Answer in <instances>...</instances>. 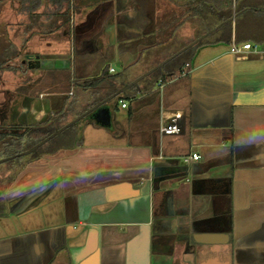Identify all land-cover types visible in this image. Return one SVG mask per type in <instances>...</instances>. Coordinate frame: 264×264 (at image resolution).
<instances>
[{
	"label": "crops",
	"instance_id": "1",
	"mask_svg": "<svg viewBox=\"0 0 264 264\" xmlns=\"http://www.w3.org/2000/svg\"><path fill=\"white\" fill-rule=\"evenodd\" d=\"M244 1L264 4L242 0L243 7ZM104 2L93 35L112 18L122 39L106 42L97 77L108 65L114 76L134 63L141 71L99 89L77 87L95 77L70 72V79L56 80L39 120L63 110V128L169 62L130 89L136 94H123L63 132V146L31 161L22 182L8 178L0 264H264V23L252 24L243 9L217 27L206 22L207 31L177 53L157 42L132 50L133 35L145 41L157 33L152 23L130 10L134 0ZM186 9V18L199 16ZM122 15L129 25L119 24ZM238 22L243 35L255 37L243 44L255 43L257 51L234 55L235 41L220 42L226 25L235 35ZM81 57L80 71L94 65L91 54ZM59 61L53 68L66 69L68 60L61 67ZM161 70L164 80L155 75ZM177 116L181 133L164 134ZM194 154L201 158L189 160Z\"/></svg>",
	"mask_w": 264,
	"mask_h": 264
},
{
	"label": "rangeland",
	"instance_id": "2",
	"mask_svg": "<svg viewBox=\"0 0 264 264\" xmlns=\"http://www.w3.org/2000/svg\"><path fill=\"white\" fill-rule=\"evenodd\" d=\"M57 2H60V5ZM57 2L55 3L54 0H0V49L17 47L19 50V48L21 49L22 47L24 55H40L41 60H43L45 64L44 69L46 70L45 73L43 71H30L27 66L21 64L24 57L23 55L11 63V66H23L22 72L24 71V73L15 71L14 69H7L8 64L4 65L3 69L0 71V81L2 83H10L14 86L11 85L12 87L10 89L0 86V112L5 111V109L9 110L13 106L21 105L22 98L15 90L21 85L25 87L23 88L24 92L30 93L31 95L34 94L36 90L42 92L45 91L43 85L46 86L50 83L47 74V71H49L48 66L50 64V59L61 60L59 61L60 63H58L59 66L65 64L66 62H63V60L67 59V67L70 65L69 70L73 76L79 74L88 76L89 74L96 78L101 70H103L101 61L102 57L98 55L105 52V47L107 48L108 45L106 42L112 39L115 46L117 45L116 41L122 39V35L117 36V33L115 32L114 19L112 20V18L108 21V24L105 25V27L101 28V32H99L97 36L93 35L94 33H97L96 31L100 28L98 20L102 17L103 13L107 11L106 8L105 10L102 9L105 4L104 0H73L71 2L57 0ZM183 5L184 4L181 3L180 0L178 2L176 0H134L130 10L133 12L137 11L143 16L146 15V17L149 18L148 21L153 25L152 29L157 33L152 35L151 38L144 37L145 41L136 40L137 37L133 35V43L130 45L132 46L131 49L136 50L137 47L140 48L144 46V43L146 45L150 44V47H152V44L157 42L162 44L168 43L165 47H170L173 50L172 52L177 53L180 51L181 47L191 44L194 40L198 39L199 36L204 34V32L207 31L206 22L201 19L200 16H193V19H189L191 16L186 19H181L177 23L170 24L169 29H163L173 21V18L181 17L184 13H188V10L184 8ZM68 7H73L77 10L70 26H63L62 28L60 26L62 22H59L58 20L59 17L67 11ZM125 11H127V8L122 9V14H124ZM32 17H35L33 23L31 22ZM35 20L36 23L34 24ZM118 20L122 27L123 24L129 25L130 22L129 18L124 15H122L120 19L118 17ZM138 21H140V23L137 27L142 29L145 28L146 25L143 24L146 21H142V19ZM32 24L33 26L29 28ZM252 44L255 47V43ZM121 49H124V47ZM58 51L64 52L57 53ZM83 51L94 57V65L90 68L82 66L80 71L76 68V65H79ZM66 52H68V54H66ZM134 58L136 57L133 55V61L135 60ZM174 62H176V65H173L171 67L172 69L176 68L179 63L177 60ZM120 63L121 62L117 63V69H120ZM110 67L111 66L108 65V68ZM144 68H148V66H145ZM6 69L8 71H5ZM140 71L141 69L138 67L137 63L130 65L125 69L121 81L124 82L125 79L127 82L130 81V79L139 74ZM110 73L114 74L115 71L110 68ZM41 76L44 78V82L42 85H38L37 82ZM123 82H121V84H123ZM137 92L138 90H129L124 96L136 94ZM41 105L42 104L38 102L34 105V111L29 117L31 121L35 118V112L42 108L43 105ZM120 106L122 107V105ZM57 107L59 109L61 108L60 103L57 104ZM89 119V117L84 118V120L78 123L79 126L88 123ZM9 148L11 149L12 147ZM11 164L12 162H8L0 165V170H2L0 171V174L4 175V179H7L6 177L9 176L6 174V169ZM20 174L10 181L13 184L14 182H22L23 179L19 180ZM0 187V192H4V186H2L1 183Z\"/></svg>",
	"mask_w": 264,
	"mask_h": 264
},
{
	"label": "flooded vegetation",
	"instance_id": "3",
	"mask_svg": "<svg viewBox=\"0 0 264 264\" xmlns=\"http://www.w3.org/2000/svg\"><path fill=\"white\" fill-rule=\"evenodd\" d=\"M24 50L21 47V49L17 47H6L4 49H0V71L3 69L4 65L8 64L7 69H14L15 71L22 72V67L27 66V68L30 71L34 72H46L44 69L45 64L43 60H41V56L37 54H26L24 55ZM37 52V51H36ZM23 53V54H22ZM44 54V53H41ZM23 57V60L20 66H11V63H13L15 60H17L21 56ZM28 57H34V60L30 61L27 59ZM6 58V59H5ZM49 71H47L48 74V85H43L45 91H37L34 92V94L25 93L23 88L24 86H19L15 90L17 91V94L21 96L22 103L20 106L16 105L11 107L9 110L5 109V111L0 112V161L6 158L15 157L22 153L31 151L33 148H35L37 145L42 143L43 141L50 138L52 135L50 134V130L52 126L56 122V111L49 112L45 114L44 118L42 120L38 119L39 111H36L35 118L31 121L29 117L31 116V113L34 111V105L38 102L41 103L43 106L46 105L48 98L51 94H54L56 92V80L58 79V72L60 71V74L63 73L62 79L67 80L69 74L68 67L65 65L64 67L66 69L63 70V67H61L59 70L57 68H53V59L49 60ZM5 71H8V70ZM24 73V71L22 72ZM21 73V74H22ZM61 76V75H60ZM1 80V79H0ZM1 82V81H0ZM44 82V78L41 76L38 79V85H42ZM12 84H8L6 82H1L0 86L6 89H10ZM41 105V106H42ZM42 106V107H43ZM52 139L49 141L44 147L40 148L36 152L32 153L31 155L17 158L12 162L10 166L6 169L7 179H4V175L0 174V183L2 186H4V190L7 188L6 182L11 178L13 179L18 174L22 173L26 166L31 163V161L38 160L41 156H47L48 152L46 151L47 147H49L48 151L52 147H50L53 143ZM13 145V146H12ZM18 147V148H27L25 151H19L17 154L8 155L9 154V147ZM16 148H13L14 150ZM17 150V149H16ZM8 163V162H7ZM6 164V163H5ZM3 169V168H2ZM2 171V170H0ZM9 178V179H8ZM1 188V187H0Z\"/></svg>",
	"mask_w": 264,
	"mask_h": 264
},
{
	"label": "trees",
	"instance_id": "4",
	"mask_svg": "<svg viewBox=\"0 0 264 264\" xmlns=\"http://www.w3.org/2000/svg\"><path fill=\"white\" fill-rule=\"evenodd\" d=\"M61 1H63V0H61ZM64 1H66V0H64ZM176 1L178 2L179 0H176ZM187 2L185 5H183V7L189 8V10L193 11L196 15L199 14L201 19H203L207 23L210 22L212 24V25L210 24L212 27H217V26L223 24L224 22L230 20L233 17L235 12L240 13L241 11H243V9L245 10L244 11V18L250 19L252 24L261 23V25H263L262 23H264V13H263L264 4L263 3L244 1V7H243L242 0H188ZM58 4L60 5V3H58ZM197 8H199L200 12L197 10ZM76 10H77L76 8L68 7L67 11L59 17L58 21L62 22L61 23L62 25H60L61 27L67 26V25L70 26V24L72 23V20L74 18V15L76 13ZM204 12H208V15H206L207 17H205L203 15ZM209 15H210V18H208ZM34 19H35V17L31 18L32 23H33ZM181 19H186V16L183 15L181 17H175V19L173 20V23H177ZM35 23H36V20H35L34 24ZM32 26H33V24L30 25L29 28H31ZM226 29H228L227 37L220 40V42L232 44V42L235 41V43H237L238 45H241V44L246 43L247 41L253 40L255 38L253 36V34H250V32H244V35H243V33H241L240 29H239V22L237 24V29H236L235 35L232 33V23H228L226 25ZM222 32H223V30H222ZM234 36H235V39H234ZM201 45H203V43ZM69 68H68V70H69ZM124 72L118 73L114 76V75L110 74V68H107L102 72L100 77H96V78H93L90 80H85L84 82L83 81L79 82L76 84V86L80 87V88H84V89H86V88L99 89L103 84L114 86L115 84H118L119 82H121V78H122ZM155 75L157 76V78L159 80L165 79V75L162 73V70L155 73ZM67 76L69 79L71 78L70 74H67ZM62 77H64L63 73L60 74V72H59L58 78L62 79ZM119 100H120V98L117 99V101H119ZM62 112H63V110L60 112H57V114H56V122L50 130L51 135H53L56 131H58L62 127L61 123H59V118H61L63 116V115H61V114H63ZM65 136H66L65 133H63L61 136L55 138L53 140L52 145L50 146V147H52L51 150L48 151L49 147H47L46 151L48 153H51L52 151H54L53 145L63 146ZM78 143H79V140H77V144ZM12 146H10V147H12ZM13 148H16V147H12L11 149H9V151H8L9 156L12 155V153L17 154L19 151H25L27 149V148L23 149L22 147L21 148L17 147L16 148L17 150L16 149L14 150ZM58 148H59V146H58ZM6 205H7V203L3 200V193L0 192V218L6 216V214H8V208Z\"/></svg>",
	"mask_w": 264,
	"mask_h": 264
},
{
	"label": "water",
	"instance_id": "5",
	"mask_svg": "<svg viewBox=\"0 0 264 264\" xmlns=\"http://www.w3.org/2000/svg\"><path fill=\"white\" fill-rule=\"evenodd\" d=\"M27 59H29L30 61H32V60H34V57H28ZM167 62H169V61H167ZM167 62H165L162 65H160L159 67L153 69L152 71H150L149 73H147L146 75H144L143 77H141L140 79L136 80L134 83L129 84L126 87L122 88L121 90H119L118 92H116L115 94H113L112 96H110L109 98H107L104 102L98 104L97 106H95L94 108H92L91 110H89L87 113L83 114L82 116L78 117L77 119H75L74 121H72L71 123H69L68 125H66L65 127L61 128L60 130H58L57 132H55L50 138H48L47 140H45L42 143H40L39 145H37L31 151L22 153V154H20L18 156H15V157H10V158L3 159V160L0 161V165L1 164H5V163L10 162V161H13V160H15L17 158H20V157H25V156L31 155L32 153L36 152L40 148L44 147L49 141H51L52 139H55L56 137H58L59 135H61L66 130H68L69 128L73 127L74 125H76L78 122H80L81 120H83L87 116L91 115L93 112H95L98 108H100L104 104H106L108 102H111V101H114V100H117L120 97H122L123 94H125L128 90H130L134 86H138L139 85V82L141 80L147 78L152 73H154L158 69L162 68L164 66V64H166Z\"/></svg>",
	"mask_w": 264,
	"mask_h": 264
},
{
	"label": "built area",
	"instance_id": "6",
	"mask_svg": "<svg viewBox=\"0 0 264 264\" xmlns=\"http://www.w3.org/2000/svg\"><path fill=\"white\" fill-rule=\"evenodd\" d=\"M258 49H259L258 46L254 47L252 44L238 45L237 43L234 42L231 47V53L234 55H239L244 52L251 51V50L257 51ZM126 107H127V104L124 103L123 108H126ZM179 119H180V116H177L176 119H174L171 124L165 126L162 129L163 133L166 135H177L181 133V129L178 125ZM200 158L201 157L199 155L194 154L192 157H190L189 160H199Z\"/></svg>",
	"mask_w": 264,
	"mask_h": 264
}]
</instances>
